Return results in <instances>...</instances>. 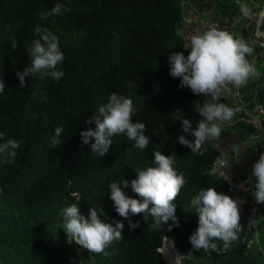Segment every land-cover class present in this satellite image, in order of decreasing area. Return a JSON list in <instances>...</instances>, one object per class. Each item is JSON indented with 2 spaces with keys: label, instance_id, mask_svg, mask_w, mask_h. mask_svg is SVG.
I'll use <instances>...</instances> for the list:
<instances>
[{
  "label": "trees",
  "instance_id": "obj_1",
  "mask_svg": "<svg viewBox=\"0 0 264 264\" xmlns=\"http://www.w3.org/2000/svg\"><path fill=\"white\" fill-rule=\"evenodd\" d=\"M56 3L67 10L42 19L41 14ZM185 3L186 0H0V77L5 85L0 94V133L4 134L0 143L8 139L20 143L13 163H7V154L0 153V264H164L155 250L162 234L171 236L182 252L191 246L188 238L198 227V217L190 207L192 197L208 187L226 194L227 180L234 181L235 177L223 178L208 171L219 154L211 144L204 143L201 151L191 152L177 142L180 135L189 140L192 137L182 131L179 121L172 119L173 111L179 109L192 121L193 128L201 119L193 107L199 102L197 95L178 87L179 78L169 75L168 56L173 52L188 54L180 23ZM220 10L216 13L219 23L227 16V4L223 3ZM260 23L264 24V19ZM37 26L48 28L59 38L64 55L59 67L64 76L59 81L39 75L34 79L25 77L28 86L21 88L16 73L30 64L26 49L37 38ZM238 27L234 22L230 34L236 35ZM13 40L18 45L16 50L11 47ZM245 42L252 51L259 48L256 42ZM256 64L260 75L250 85L256 87L255 95L261 102L264 58L258 57ZM242 89L247 90L242 97L244 107L250 109L255 104L251 90L247 85ZM112 93L132 99L137 109L133 122L144 123L145 135L150 139L146 149L135 148L124 135L113 137L103 157L93 154L90 144H81L80 132L94 128L84 121L99 105L107 103ZM262 123L264 126V120ZM61 126L64 143L53 149L50 139ZM229 126H243L247 138L255 131L240 118ZM157 147L162 154L173 156V167L186 180L175 201L178 225H173L171 231L167 226L150 230L151 217L145 221L143 214L127 220L120 217L109 198L111 181H131L136 178V170L154 166L153 151ZM257 150L259 155L264 153L259 145ZM122 190L138 198L130 187ZM73 193L79 194V201ZM72 203H78L85 217L89 208H96L98 212L102 209V220L122 221L123 238L101 254L68 243L60 211ZM256 205L260 214L251 230L244 234L240 218L238 239L226 252H205L209 258L216 263L220 260L218 264H262L264 204ZM129 220L139 221V227L130 230Z\"/></svg>",
  "mask_w": 264,
  "mask_h": 264
},
{
  "label": "clouds",
  "instance_id": "obj_2",
  "mask_svg": "<svg viewBox=\"0 0 264 264\" xmlns=\"http://www.w3.org/2000/svg\"><path fill=\"white\" fill-rule=\"evenodd\" d=\"M62 9L67 10L63 4L56 3L50 11L42 13L41 18L62 15ZM247 11L244 9L245 14ZM193 12L198 13V10ZM215 14L216 12L213 13V15ZM186 17L185 20H188L187 13ZM211 19L209 20L211 21ZM214 20L212 19L211 22L215 23L216 19L214 18ZM258 30L264 32V29L260 27ZM34 31L37 38L33 39L26 49L31 58L30 64L23 71L16 73L21 88L28 86L25 77L34 79L39 75L40 78L51 77L59 81L64 76L63 70L59 67L64 60L59 46V38L46 27L37 26ZM251 33L252 27L249 36H252L253 33ZM254 37L264 42L259 36ZM188 39V44L184 43L188 52L187 56L182 52H173L168 56L169 75L179 78L178 87L188 88L201 100L205 99L203 103L195 102L193 105L201 119L193 128L192 121L184 117L179 109L173 111L171 115L174 121H179L182 131L192 137L189 140L185 135H180L177 142L187 147L191 152H197L206 141L220 137L222 129L219 122H227V125L225 124L223 127H230V123L235 121V119L233 120L235 115L240 118L238 108L220 103L219 99L231 88L238 89L245 86L250 78L258 77L260 73L247 59L250 58L255 62L257 56L259 58H264V56L259 55L260 47L252 51V48L243 39H236L229 32L217 27L193 34ZM11 47L12 50L17 49L18 45L15 40L11 42ZM4 91L5 85L0 77V94H3ZM136 111L132 99L112 93L107 103L99 105L96 111L84 121L85 124L94 125V128L90 127L80 132L81 144H90V151L103 157L112 146L113 137L124 135L128 140L134 142L135 148L146 149L150 144V139L145 135L146 125L141 122H133L132 117ZM63 132L62 126L54 130V135L50 139L53 149L64 143ZM3 135L0 133V139L3 138ZM19 148L20 143L14 139L0 143V153L7 154V163L14 162ZM174 162L172 155L162 154L157 147L153 151L152 163L154 166L136 170V178L131 181L125 179L111 181L108 185L109 198L113 202L115 212L126 220L129 216L143 214L145 221L151 217L150 230H160L167 226V230L171 231L173 225H178L175 201L186 183L184 176L178 174L173 167ZM230 175H233L235 179L234 181L227 180L228 185L224 187L227 195L216 191L214 187H208L201 189L190 201V207L194 209L198 217V227L188 239L196 251L226 252L230 245L238 239L241 230L240 218L245 225L252 215V209L249 208L250 202L248 207H243L242 195L233 192L238 178L237 174L231 173ZM222 177L227 178L223 175ZM241 182L243 181L241 180ZM247 185H252L251 194L254 204H264V153H261L258 160L254 162ZM129 187L138 198L129 197L122 190ZM243 190L247 191L246 188ZM72 195L77 201L80 200L78 193ZM256 208L257 213L254 215H259L257 205ZM60 215L63 217V231L67 242L70 244L74 242L90 253H105V249L109 245L123 238L124 223L102 220L101 216L104 215L102 209L98 212L96 208H89L88 215L85 217L80 214L78 203H72L62 208ZM170 220L172 224L168 223ZM139 223V221L133 223L129 220V229L139 227ZM184 259L183 254L177 253L174 257V264H183Z\"/></svg>",
  "mask_w": 264,
  "mask_h": 264
},
{
  "label": "rangeland",
  "instance_id": "obj_3",
  "mask_svg": "<svg viewBox=\"0 0 264 264\" xmlns=\"http://www.w3.org/2000/svg\"><path fill=\"white\" fill-rule=\"evenodd\" d=\"M204 1H205V6H201V9L198 11V13L192 11L193 7H195L196 5L189 2L190 6H188V10H189L190 14L196 15V16H193V17L189 18L188 20H185V18H187V17H186V11L184 10V6H183V17H182V21L180 22L181 23V30L182 31L187 30V32H189L188 37L185 38L186 39L185 45L188 44V42H189L188 38L191 35L197 34V33H202L211 27H217L218 29H222V30H225V31L231 33V25L237 21L235 16L231 15V17H232L231 24H228L225 21H223L221 23H219V22L213 23L209 20L210 18H212L213 20H214V18L216 20H218L219 16L217 14L213 15V13H215V12L221 13L220 7L222 6L223 3L227 4V10L226 11L228 13H229V11H232L233 15H235L237 13L239 14V22L240 23L243 22V24H244L243 27L247 28L246 26H250V25L253 26L254 21H255V20H253L255 18V10L258 8L259 5H261V3L264 2V0H259L258 4L250 5L249 0H239L238 2H237V0L236 1L235 0H219L218 3L214 2L213 0H209L210 1V4H209L210 6H209L207 4V0H204ZM240 5L242 8L248 10L247 14L250 17L249 20H246L244 18L245 15H243L244 17L240 15V13L244 12V11L240 10V8H239ZM206 7H207V10H206ZM211 7H212V11H211ZM234 8H235V11H234ZM226 18L229 20L228 16ZM262 19H264V16H263V18L261 16V20ZM251 20L253 21L252 23H251ZM260 26L264 29V24L260 23ZM240 32L241 31L238 29L237 34L236 35L233 34V36L235 35L234 38L243 39L244 41L249 40L251 42L256 41V43L259 45L258 39L256 37H254L253 34H252V36H249L248 35L249 32L247 31V32H245L246 38L245 37L241 38ZM247 60L249 61V63L253 64L255 67L257 66L256 62H254L253 60L251 61L250 58H248ZM254 78L255 77L250 78L246 84L248 86V89L251 90L250 94H251V96L255 102L253 107H251L252 110H249V109L244 107L245 102L242 100V97H243V94L247 93V90L246 91L243 90L242 87H240L238 89L237 88H231L229 92H226L223 96L220 97L219 102L224 103L228 106L238 105V109L240 111V112H238V116L240 118L241 117L248 118L249 115H247V113L250 111L252 116H254L255 118L244 120V122L245 123L249 122L250 125H252L255 128V131L251 132V134H253L252 136L254 137V139L257 140L260 138L262 141L264 139L263 138L264 135H262V132H264V126L262 123V121L264 120V113L259 110L260 105L256 104L257 103L256 100H258L256 98V95H255L256 87L254 85H250L251 80H253ZM197 99L200 103H203V100H205V99L201 100L198 95H197ZM260 103H262V101ZM237 118L238 117L235 116V119H237ZM219 123H220L222 131H221L220 137L218 139H214L213 141L216 142V146L223 145V146H225V148H228L227 146H228V144H230V142H229L230 138L229 137L223 138L222 132L224 130L226 132V130H228L230 127H223L227 122H219ZM255 125L257 127H255ZM233 128H235V127H233ZM240 128L242 129L241 135L243 136L244 140L242 142L236 143V145H238L237 152L239 154H241V157H240L241 163H239L237 161V159H232L231 156H225V157H221V158H219L220 156H218L216 158V162H215L216 168H215L214 172L221 174L224 177H226V176L228 177L231 173H235V170H237L236 168H239L238 170H242V171H244V173H246L245 172L246 167L249 166L250 163L254 162L252 157H251V154H250L251 148L253 146V142L249 141L248 138L245 136L244 127L240 126ZM230 129H232V128H230ZM202 147H203V145L201 146V148ZM243 147H244V152H243L244 159H243L242 153H241V149ZM218 160H220L221 162L218 163ZM245 181L246 180L241 182V180L239 178H237V181H236L234 188H233V190H234L233 192L236 193L237 195H242V199L245 195L249 196L248 201L250 202L249 208L252 209V215H251V219H252V216L255 213H257V208H256V205L254 204V198L251 194L252 185L248 186L245 183ZM244 188H246L247 191H244L243 190ZM246 229L247 228L245 227V232H246ZM217 263H220V260ZM170 264H172V263H170Z\"/></svg>",
  "mask_w": 264,
  "mask_h": 264
},
{
  "label": "flooded vegetation",
  "instance_id": "obj_4",
  "mask_svg": "<svg viewBox=\"0 0 264 264\" xmlns=\"http://www.w3.org/2000/svg\"><path fill=\"white\" fill-rule=\"evenodd\" d=\"M186 1H188V0H186ZM202 1H204V0H190L189 2H191V3H193V4H195L196 6L195 7H193V9H195V8H199V10L201 9V2ZM214 2H217L216 0H213ZM239 1V0H238ZM205 2V1H204ZM258 2L259 1H257V3L256 4H258ZM207 4H210V1L209 0H207ZM264 5V2L263 3H261V5H259L258 6V8L255 10V11H257L258 12V10H260V8L262 7ZM205 6V5H204ZM198 10V11H199ZM255 20H257V16H256V14H255ZM255 25V24H254ZM240 28H241V26H239L238 27V29L240 30ZM238 29H237V31H238ZM189 32H187V30H185V31H183V37H184V39L186 38V37H188V34ZM241 33V32H240ZM244 33L245 32H242V34L244 35ZM189 40V39H188ZM185 41H186V39H185ZM204 101V100H203ZM257 101V103L256 104H259L260 106H259V110L261 111V112H263L264 113V100L262 101V103H260V102H258V100H256ZM249 110H252V108H250ZM241 114V113H240ZM247 115H249L248 116V118H245V117H241L243 120V122H244V120H247V119H250L251 118V116H252V114H251V112L249 111L248 113H247ZM233 123V122H232ZM245 123V122H244ZM247 123V122H246ZM231 124V123H230ZM231 128V127H230ZM228 129V130H226V132H225V130L222 132L223 133V135H222V137L224 138V137H229L230 139H229V142H230V144H228V148H225V146H223V145H221V146H216V142H214L213 140H209V141H206V142H209V144H213L212 145V147H215L216 149H217V151L219 152H221V156L219 157V158H221V157H225V156H231V158L232 159H237V161L239 162V163H241V160H240V157H241V154H239L238 152H237V148H238V145H236V143H238V142H242L243 140H244V138H243V136L241 135V131H242V129L239 127H235V128H232V129ZM253 134H249L248 135V140L249 141H251V142H253V146H252V148H251V151H250V154H251V157H252V159H253V161L254 162H256L257 161V156L259 155V151L257 150V146L259 145V146H261V147H263V149H264V139L261 141V139L259 138V139H257V140H255L254 139V137L252 136ZM262 135H264V132H262ZM263 138H264V136H263ZM231 144H234L235 145V150H231L230 149V145ZM203 148V147H202ZM202 148H200L201 150H202ZM200 150V151H201ZM199 151V150H198ZM243 152H244V147L241 149V153H242V157H243V159H244V156H243ZM220 155V153L219 154H217L216 156H215V160L213 161V163L216 165V158L218 157ZM221 161L220 160H218V163H220ZM254 162L253 163H250V165L249 166H247L246 167V169H245V172L246 173H244V171H242V170H239V173L237 174V176H238V178L240 179V180H242V181H244V180H246V184H247V181L249 180V178L251 177V172H252V166H253V164H254ZM237 170L239 169V168H236ZM249 182H251L252 183V181H249ZM248 202L249 203V201H248V198L246 197V196H244L243 197V199H242V205H243V207H247V205H245V202ZM257 215V214H256ZM256 215H253L252 216V219H251V217H250V219H249V221H248V223L246 224L245 223V225H246V232H245V230H244V234H247L250 230H251V228L255 225V217H256ZM252 221V222H251ZM253 224V225H252ZM252 225V226H251ZM249 230V231H248ZM248 231V232H247ZM248 240L250 239L249 237L247 238ZM174 240V239H173ZM175 243V242H174ZM160 244V243H159ZM158 244V245H159ZM175 246H176V252H175V254H174V257H175V255L177 254V253H179V254H183L184 256H185V259H184V261H183V264H218V263H216V260L215 259H211V258H209L206 254H205V251H203V250H200V251H196V250H194L191 246H189V247H187V248H185V250L182 252V251H180L179 250V248H178V246H177V244L175 243ZM189 253H191L190 255H189ZM171 259H172V257L170 256V257H168L167 258V262L168 263H170V261H171ZM172 264H174V258L172 259V262H171ZM164 264H166L165 262H164Z\"/></svg>",
  "mask_w": 264,
  "mask_h": 264
},
{
  "label": "water",
  "instance_id": "obj_5",
  "mask_svg": "<svg viewBox=\"0 0 264 264\" xmlns=\"http://www.w3.org/2000/svg\"><path fill=\"white\" fill-rule=\"evenodd\" d=\"M189 1L190 0H188V1H186V3L184 4V9L186 10V13L188 14V16H191L189 13V10H188V6H189ZM254 2H257V1H259V0H253ZM201 5L202 6H204L205 5V2L204 1H202L201 2ZM211 9H212V7H211ZM195 10H199V8L197 7L196 9H194L193 11H195ZM264 13V5L260 8V10H258V12H257V18L260 20V18H261V16H262V14ZM226 20V18H224L223 19V21H225ZM259 20H258V22H259ZM211 21H212V19H211ZM254 23H255V25H254V27H252V32H253V35L254 36H259L261 39H263L264 40V32L263 31H261V30H258L257 29V25H256V23H257V20H255L254 21ZM242 28H244L243 27V25L241 26V28H240V31L242 30ZM257 30V31H256ZM245 34V33H244ZM189 41V40H188ZM185 43V42H184ZM205 143H209V142H205ZM213 144H211V146H212ZM230 149L231 150H235V145L234 144H231L230 145ZM201 149H199V151H200ZM219 153H220V155L219 156H221V152L219 151ZM215 170V165L213 164L210 168H209V172H213ZM262 238H263V243H264V226H263V229H262ZM164 243H166V245H167V247H169V248H171V253L173 254V257H172V259L174 258V254H175V252H176V246H175V244H174V240H173V238L171 237V236H168V235H165V234H162L161 235V237H160V244L159 245H157V246H155V250L161 255V257L163 258V260H164V262L166 263V264H170L171 262H172V259H171V261H170V263H167V261H166V257H165V255L163 254V252H162V247H163V244ZM263 262H262V264H264V244H263Z\"/></svg>",
  "mask_w": 264,
  "mask_h": 264
},
{
  "label": "crops",
  "instance_id": "obj_6",
  "mask_svg": "<svg viewBox=\"0 0 264 264\" xmlns=\"http://www.w3.org/2000/svg\"><path fill=\"white\" fill-rule=\"evenodd\" d=\"M249 1H250V2H249L250 5H256V3H257V2H254L253 0H249ZM237 2H238V0H237ZM239 8H240V10L244 11V8H242L241 5L239 6ZM234 11H235V8H234ZM226 12H227V11H226ZM255 14H256V16H258V15H257V11H256ZM226 15L229 17V20H227V23H228V24H231V19H232L231 15H232V16H235V17H236V20H237L236 23H238V26H241V25L244 26L243 22H242V23H239V14H238V13L235 14V15H233L232 11H229V13L227 12ZM240 15H241V16L245 15V17H244V16H243V17H244L246 20H249V19H250L249 15H248V14H245V12L240 13ZM227 16H226V17H227ZM263 16H264V15H263ZM263 16H262V18H263ZM191 17H193V15L189 16V18H191ZM258 20H259V19L257 18V23H256L257 27H259V25H260V20H259V22H258ZM252 22H253V21L251 20V23H252ZM254 24H255V23H254ZM254 24H253V26L250 25V26H246L247 28H242L240 34H242V32H247V31L250 32V31H251V27H254ZM252 33H253V32H252ZM252 33H251V34H252ZM248 35H249V33H248ZM257 59H258V56L256 57L255 62L257 61Z\"/></svg>",
  "mask_w": 264,
  "mask_h": 264
},
{
  "label": "bare ground",
  "instance_id": "obj_7",
  "mask_svg": "<svg viewBox=\"0 0 264 264\" xmlns=\"http://www.w3.org/2000/svg\"><path fill=\"white\" fill-rule=\"evenodd\" d=\"M258 29V27H257ZM257 31V30H256ZM163 254L165 255L166 257V261H167V257L168 255H170L171 257H173V254L171 253V248L167 247L166 243L164 244V249H163Z\"/></svg>",
  "mask_w": 264,
  "mask_h": 264
},
{
  "label": "built area",
  "instance_id": "obj_8",
  "mask_svg": "<svg viewBox=\"0 0 264 264\" xmlns=\"http://www.w3.org/2000/svg\"><path fill=\"white\" fill-rule=\"evenodd\" d=\"M258 43H259V47H260V49H259V55L264 56V42L258 40ZM253 118H255V117L254 116H251L250 119H253ZM255 127H257V126L255 125Z\"/></svg>",
  "mask_w": 264,
  "mask_h": 264
}]
</instances>
